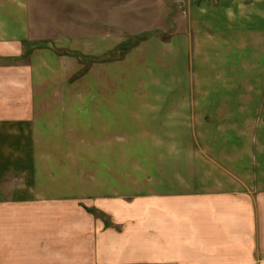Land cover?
<instances>
[{"label": "rangeland", "instance_id": "374dc122", "mask_svg": "<svg viewBox=\"0 0 264 264\" xmlns=\"http://www.w3.org/2000/svg\"><path fill=\"white\" fill-rule=\"evenodd\" d=\"M49 2L33 0L34 25L65 28H33L48 43L7 62L20 72L0 95L34 124L47 193L110 194L111 175L114 192L141 188L136 170L189 139L232 147L222 158L243 160V191H264V0H88L61 14Z\"/></svg>", "mask_w": 264, "mask_h": 264}, {"label": "crops", "instance_id": "0c3cea01", "mask_svg": "<svg viewBox=\"0 0 264 264\" xmlns=\"http://www.w3.org/2000/svg\"><path fill=\"white\" fill-rule=\"evenodd\" d=\"M49 1L59 14L88 2ZM32 3L0 0V95L20 72L7 62L22 60L26 43H48L33 28H65L57 17L34 25ZM23 109L0 96V264H264V191H243V160L222 158L232 147L176 141L165 161L136 170L144 173L141 188L114 192L119 180L111 175L110 194L57 199L45 190L50 179L41 175L34 124ZM149 120L142 119L158 121Z\"/></svg>", "mask_w": 264, "mask_h": 264}]
</instances>
